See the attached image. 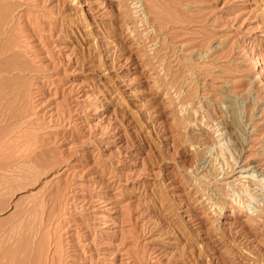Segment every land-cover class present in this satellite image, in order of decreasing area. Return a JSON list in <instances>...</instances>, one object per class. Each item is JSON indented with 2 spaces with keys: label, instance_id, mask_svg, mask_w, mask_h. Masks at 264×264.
Returning a JSON list of instances; mask_svg holds the SVG:
<instances>
[{
  "label": "rangeland",
  "instance_id": "obj_1",
  "mask_svg": "<svg viewBox=\"0 0 264 264\" xmlns=\"http://www.w3.org/2000/svg\"><path fill=\"white\" fill-rule=\"evenodd\" d=\"M243 169L264 0H0V264H264Z\"/></svg>",
  "mask_w": 264,
  "mask_h": 264
},
{
  "label": "bare ground",
  "instance_id": "obj_2",
  "mask_svg": "<svg viewBox=\"0 0 264 264\" xmlns=\"http://www.w3.org/2000/svg\"><path fill=\"white\" fill-rule=\"evenodd\" d=\"M191 115V114H190ZM192 118V117H191ZM188 124V123H187ZM228 132V131H227ZM236 133H234L233 131L232 132H228L230 133L231 135H240V134H243V130L242 131H235ZM224 133L221 132L219 135H223ZM218 135V136H219ZM240 137V136H239ZM240 141V140H239ZM210 142V141H209ZM228 144V143H227ZM200 146V145H199ZM208 149V148H207ZM234 150V149H233ZM208 152V150L205 152V154ZM222 153V152H221ZM235 155V154H234ZM205 156V155H204ZM224 157V156H223ZM226 157V156H225ZM208 163L210 165V168L208 169L209 172L212 173V177L213 179H216L218 177V175L222 174V171H220V168H222V170L224 171V174H226V170L228 168H230V171H233L234 168H233V164L232 162H230L229 158L227 157L225 160L221 159L219 154L216 153H211L208 157ZM235 159H238V156L235 155ZM221 165L220 167H218V165ZM250 165V164H249ZM204 168V167H203ZM255 168V167H254ZM252 171V172H250ZM258 170H253V169H243L241 171H239L240 174H238L232 181H230V184H234L235 181H238L236 184L238 185V187L235 189L237 191V195H239L240 192H242L241 194H243V192H247V191H250L252 190L251 187H253L254 185H256L257 187H259L258 189H256V191L254 192L253 195H258V196H263L264 198V173L260 174V175H255L256 172H258ZM262 172V171H261ZM258 174V173H256ZM218 183V182H216ZM230 186V185H229ZM232 187V186H230ZM255 188V187H254ZM235 191V192H236ZM260 191V192H259ZM251 192V191H250ZM249 193V192H248ZM225 197L226 196H229V199L233 202V205L231 206V209L233 210L236 206H238L240 208V210H244L246 209L247 207L244 205V202H238L237 201V198L234 197V191L233 193H230L228 192L227 190H225V192L222 191V193ZM252 196V195H251ZM250 196V197H251ZM252 198V197H251ZM252 203V202H251ZM216 206H219V204L216 202ZM247 206H250L249 204ZM259 206V205H258ZM260 207V206H259ZM235 210V209H234ZM224 212L223 215H221V217L219 218H222L223 216H228L226 213H225V210L223 209L221 211V213ZM263 213L262 215L264 216V208H262V212ZM256 217V216H255ZM218 220V219H217Z\"/></svg>",
  "mask_w": 264,
  "mask_h": 264
}]
</instances>
